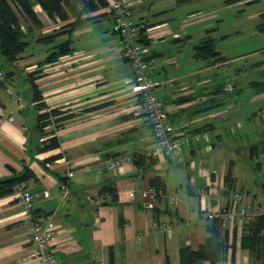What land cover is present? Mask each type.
Segmentation results:
<instances>
[{"label": "crops", "instance_id": "0c3cea01", "mask_svg": "<svg viewBox=\"0 0 264 264\" xmlns=\"http://www.w3.org/2000/svg\"><path fill=\"white\" fill-rule=\"evenodd\" d=\"M30 1L42 26L25 19L23 31L31 37L25 38L24 51L11 63L0 54V65L7 73L0 82V181L31 171L32 176L23 181L33 194L39 222L52 234L50 247L59 264H181L180 248H197L208 235L212 220L204 219L203 211L228 206L235 191L245 194L243 204L264 203V89L254 85L264 81V47L246 56L252 77L258 79L245 80L250 102L244 110L236 95L244 73L231 69L232 58L219 50L228 35H219L218 41L212 35L224 61L193 56L195 35L202 41L209 31L217 34L215 11H194L189 6L194 0L181 4L132 0L133 18L148 40L150 74L157 82L153 91L164 99L178 130L205 134L203 141L183 147L181 160L170 155L148 162L154 138L130 91L127 80L133 76L132 68L120 57L121 41L113 31L108 6L83 14L92 18L70 34L71 52L46 62L53 45L68 35L50 43L41 37L63 29L68 21L50 19ZM188 44L192 49L185 52ZM196 60L203 62L197 69L192 68ZM163 75L169 82L161 87ZM31 79L40 90L43 109L35 106ZM53 108L76 116L62 124L50 120L44 136L36 115ZM259 130L262 138L256 139L253 133ZM50 131L59 138V148L39 151ZM231 134L236 144L227 150L233 156L225 158L223 143ZM57 153L62 156L44 161ZM214 153L219 165L211 162ZM140 157L147 163L136 164ZM113 159L121 161V172L98 171ZM154 176L163 181L164 192L154 199L153 209L146 204L151 201L149 179ZM109 184L116 187L117 201L101 193ZM173 197H177L175 204L169 203ZM24 217L15 189L0 197V264H41L30 256ZM159 221L171 223L173 231L156 230ZM221 221L220 238L226 240L227 251L219 264H253L250 250L242 243L248 232L245 222L232 217Z\"/></svg>", "mask_w": 264, "mask_h": 264}, {"label": "trees", "instance_id": "16d2710c", "mask_svg": "<svg viewBox=\"0 0 264 264\" xmlns=\"http://www.w3.org/2000/svg\"><path fill=\"white\" fill-rule=\"evenodd\" d=\"M41 8L46 12L48 17L52 20L60 19L68 22L62 26L60 30H54L53 32L41 37L45 43H50L61 34L66 33L68 38L65 41L53 45V49L48 53L45 58L46 62H53L59 56L71 52L70 46V34L80 26L84 21L92 18L85 17L83 14L91 13L100 7H107L108 0H34ZM192 0H176L177 4L188 2ZM241 0H224L225 4H231ZM24 16L35 27H41L42 23L37 16L33 5L30 0H0V54L3 56L6 62L11 63L18 59L19 54L24 51L27 41L25 40L26 34L23 31L20 16ZM256 29L259 32H264V12L260 13V21L256 24ZM210 32V31H209ZM141 33L143 35V41L148 42L145 34V29L142 27ZM264 49V48H262ZM193 56L196 59H205L213 62L224 61L225 57L221 56L216 50V40L214 37H205L198 44L193 46ZM5 78L7 77L6 70L2 65ZM5 80V79H4ZM3 80V81H4ZM0 81V82H3ZM32 89V98L36 102L38 109H43L45 103L42 101L40 90L34 83L33 79L30 80ZM254 85L261 86L264 89V81H257ZM76 116L74 113H68L67 110H61L57 108L45 110L39 112L36 115L37 128L42 135L48 133L43 130L50 120H53L57 124H62L64 121L72 119ZM60 140L54 132L50 131V135L43 140L42 146H39V151L54 150L59 148ZM62 156V153L53 154L45 158V162L54 161ZM148 156V155H147ZM148 162L152 158L148 156ZM136 164L147 163L144 157H140L134 160ZM32 176L31 171L25 170L23 175H15L5 180L0 181V197L6 194H10L14 191L15 185L24 178ZM151 187L157 191V196L164 192V184L160 177L154 176L149 179ZM102 194H108L111 201H117L118 195L116 187L112 184L104 186L101 190ZM155 208V207H154ZM153 208V209H154ZM160 222V221H159ZM219 219H213L212 224L207 226L208 235L197 248H192L189 245H185L180 248L181 264H199L201 261H209L210 264H219L223 261L225 253L227 251V243L225 239L220 238L221 223ZM244 226L248 227V232L243 235V246L248 248L253 258V264L255 261H262L264 263V216H255L251 219H246ZM112 251V247H110Z\"/></svg>", "mask_w": 264, "mask_h": 264}, {"label": "built area", "instance_id": "2783aa9c", "mask_svg": "<svg viewBox=\"0 0 264 264\" xmlns=\"http://www.w3.org/2000/svg\"><path fill=\"white\" fill-rule=\"evenodd\" d=\"M107 11L113 21V31L121 41L120 57L126 60L132 68L133 76L127 80L130 91L137 98V106L140 111L148 119L154 138L153 147L147 152V155L151 157L170 155L182 157L183 147L201 141L205 138V134L195 132L189 135L178 130L169 117L164 102L153 91L157 82L150 74V50L147 43L143 41L142 26L133 18L132 0H110ZM4 79V71L0 68V81ZM226 88L231 89V86L228 85ZM104 169L118 173L123 170V166L119 159H113L99 167L98 171L101 172ZM14 189L18 201L25 211L23 226L32 246L30 256L37 258L41 264H59L50 247L52 234L46 226L39 222L34 212L33 194L27 189L25 181L17 183ZM129 195L132 196L133 191ZM149 195L151 201L146 205L148 208H154L156 189L151 187ZM244 197L245 194L240 191L232 192L228 206H223L216 211H203L202 216L207 220L238 218L241 223H244L245 219L264 216V203L243 204ZM176 202L177 197H173L169 201L171 204ZM155 228L160 232L170 234L174 226L169 222L160 221L156 223Z\"/></svg>", "mask_w": 264, "mask_h": 264}, {"label": "rangeland", "instance_id": "374dc122", "mask_svg": "<svg viewBox=\"0 0 264 264\" xmlns=\"http://www.w3.org/2000/svg\"><path fill=\"white\" fill-rule=\"evenodd\" d=\"M223 2H224L223 0H194L190 2L189 6L194 11L203 10V12H208L211 10V11H215L216 14L218 15V18L214 20L215 24H217L216 27L218 26L217 34L213 32H209L210 34L208 36L209 37H212V35L214 37L217 36V41H218L219 35L221 34L228 35L229 40H227L226 42L220 41L219 50L222 52H226L225 54L229 55L232 58V64L229 65L231 69L238 70L239 73H244L241 80L242 81L241 91L237 92L236 95L240 98L244 110H247V108L249 107V104L247 105V103L250 102L248 100V97L250 96L249 95L250 89L245 87L244 85L245 80H252L258 78L257 76L252 77L253 75L251 74L250 67L247 64L246 56L254 49L264 47V33H260L255 30L256 23L260 21V13L264 11V0H241L231 4H225ZM20 21L21 23L25 22L24 16L22 15L20 16ZM25 28L27 27L25 26ZM29 37H31V34L26 36L25 38L28 39ZM199 42H200V38L197 35H195V39L193 43L197 44ZM191 49H192L191 44H188L184 47L185 52L190 51ZM198 63L202 64L203 62L202 60L193 61L192 65L194 66L192 68L197 69L199 67ZM183 64L185 66L186 64H189V62ZM153 76L155 78V75ZM246 76H250V77L246 78ZM161 78L165 80L164 83L163 82L161 83L162 84L161 87H164L165 84H168L167 82L169 81H166L164 75ZM253 107H255V105H253ZM236 130L238 132L237 128ZM253 134L256 139L262 138L261 130H259L258 132H254ZM233 135L234 134H231V136L228 137V140L224 139L223 153L225 154V158L226 156L227 157L233 156L231 152H228L229 150H231L230 148L231 144H236L235 141H232L234 138ZM242 139L244 143L246 139L245 138ZM203 140L204 139H202V141ZM216 153L219 154V152ZM216 153L212 155L211 162L215 163L216 165H219L218 162L219 157ZM208 154L203 156L206 157ZM178 158L180 160L182 159L181 156ZM183 164H184L183 162H179V166L181 167V169L183 167Z\"/></svg>", "mask_w": 264, "mask_h": 264}]
</instances>
